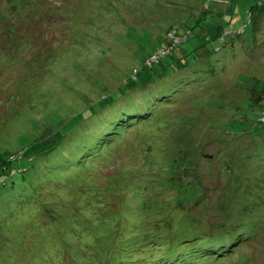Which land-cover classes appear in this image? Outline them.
I'll use <instances>...</instances> for the list:
<instances>
[{
  "label": "rangeland",
  "instance_id": "374dc122",
  "mask_svg": "<svg viewBox=\"0 0 264 264\" xmlns=\"http://www.w3.org/2000/svg\"><path fill=\"white\" fill-rule=\"evenodd\" d=\"M257 1L215 0L213 9L226 14L194 27L157 65L163 74L155 80L144 59L168 30L175 40L188 32L179 23L198 16L201 0H0V158L28 149L9 163L12 172L0 168V233L7 236L10 213L35 196L38 174L54 169V155L56 168L80 166L83 181H104L103 201L121 223L133 222L127 233L138 243L198 234L205 243L222 240L224 255L191 264H264V123L249 92L264 81ZM122 82L135 88L119 95ZM109 93L110 107L85 117L88 104ZM58 138L63 146L53 155L32 159L35 141L45 140L43 147ZM80 153H91L81 165ZM76 187L59 192L78 199ZM198 240L185 241L187 248ZM141 250H132L130 264L146 254ZM96 257L66 262L100 263ZM52 259L41 258L56 264Z\"/></svg>",
  "mask_w": 264,
  "mask_h": 264
},
{
  "label": "trees",
  "instance_id": "16d2710c",
  "mask_svg": "<svg viewBox=\"0 0 264 264\" xmlns=\"http://www.w3.org/2000/svg\"><path fill=\"white\" fill-rule=\"evenodd\" d=\"M214 1L215 0H201V4L198 3L200 8L198 16L195 18L193 15L189 14V18L186 17L179 23L184 24L188 32H185L183 35L179 34L178 40H175L173 34H171V32H175L174 29L171 31L168 30L166 32L168 36L167 40L162 41L157 50H154L144 59V66H147L153 72L155 80L163 74V70L155 71L159 69L157 65L164 57L173 55L172 51L174 48L186 40L189 34L193 33L192 29L194 27L198 26L201 30L205 22L209 20L214 21L226 14L223 10L213 9L214 5L212 4ZM256 4L260 8H264V0L257 1ZM213 12L217 13V15ZM247 13L249 19L251 8L247 9ZM211 16H215V18L212 19ZM181 17L183 18V16ZM220 26L221 25H216L215 27V32H218L216 35L217 37L220 36ZM235 34L239 33L237 32ZM182 36L183 39L181 38ZM222 36L223 35H221V37ZM183 58L184 54H180L178 56V61ZM180 65L181 62H178L177 66ZM154 66H156L157 69H154ZM133 69V72L131 71L132 74L130 73V78L136 79L138 70L135 68ZM123 85L125 88L119 95L135 88V86L129 84L125 85L124 82H122L121 86L123 87ZM256 85L257 84H254L253 87L249 89L251 93L250 97L261 107L257 121L264 123V81L261 82L260 85ZM121 86L117 87V90L121 89ZM112 94L113 93H109L99 98L96 103L88 104L89 109L92 110L91 112H86L85 109V117L91 116L98 109H108L111 100L115 99L113 97L111 98ZM76 118L77 115L73 118L71 117L66 122V125ZM107 134L109 133H104V135ZM104 135L98 138L92 151L100 148ZM43 143H46V141L40 139L35 141L32 145L38 148L36 152L31 153L33 160L36 158L35 153L39 154V157L46 151L53 155L55 147L63 146L62 139L60 138L56 139L50 145L43 147L39 146ZM107 143L108 142H106L105 147ZM27 150L28 149L23 150L19 155L10 154L9 159L0 158V168L2 170L8 168L9 171L12 172L9 163L16 159L23 158ZM90 154L91 153H80L75 159L76 163H80L81 165L88 159L87 156ZM64 157L67 156L64 155ZM28 158L29 156L26 157V159ZM109 158L110 154H106V157H103L105 161H107V159L109 160ZM54 159L53 155L48 160L49 165L54 166V169L45 174H38L36 177L35 186L32 188V191H35V196L31 199H29V197V200L26 198L25 203L18 206L16 209L17 212L15 210L14 213H10L9 219L5 222L3 228L7 236L0 233V264H48L50 262H42L43 260H41L43 256L46 257L47 255L52 256V260H54L56 264H69L66 260L78 263V259L83 260L82 258H85L88 254H94V252H97L98 257H101V262L96 263L93 258L92 262L95 261L93 264H130L129 262L134 261L133 254H131L132 250L141 253L143 251L141 249L146 250V254H143L142 259L135 261L134 264H173L176 261H179V264H191L195 261H205L207 259L206 256L210 255V253L215 252L212 254L215 257L224 255V249L222 248L224 247V242L222 240L213 237V241L205 243L201 240L203 239L202 236L198 234H194V236L189 238L173 239H165L162 238V236H159L160 238L158 236L152 238L144 236L138 243L136 238L132 239L133 237L127 233V230H130L133 222L121 223L114 211H112L114 209L112 204L103 201L104 198L101 195L100 187L105 185L104 181L96 182V178L92 180L91 175L87 182H85L80 175L84 173V170L80 169V166L73 170L71 169V171L69 169L67 172L64 168H56ZM43 163H45V161ZM187 167L188 166L185 165L183 168L186 169ZM23 170L26 171L27 166H25ZM2 182L4 183L5 181L2 180ZM71 184H76L77 186L78 199L72 198L68 196V194L62 195V192H59V190L62 189L66 191V188ZM93 184L99 185V188H97V190L94 189ZM28 192H30V189ZM21 207L22 209L20 210ZM61 207L70 208V215H64V209ZM28 238H33L35 243H27ZM197 238L200 239L196 243L197 246H191L190 244H194V240ZM187 240L191 241L188 248L185 243ZM153 243L154 246L152 247ZM161 243L165 245L166 250L163 253H157L162 249L159 246ZM44 248L47 250V252L44 253L45 255L42 253ZM64 250H67L68 253H64ZM78 250H82L81 255L78 254ZM197 250H200V252ZM71 251L72 254L70 253ZM98 257H96L97 260L99 259Z\"/></svg>",
  "mask_w": 264,
  "mask_h": 264
}]
</instances>
